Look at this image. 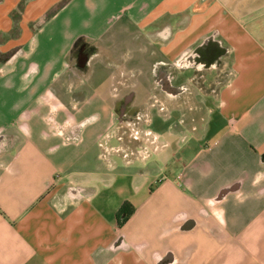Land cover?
<instances>
[{"label": "crops", "instance_id": "1", "mask_svg": "<svg viewBox=\"0 0 264 264\" xmlns=\"http://www.w3.org/2000/svg\"><path fill=\"white\" fill-rule=\"evenodd\" d=\"M0 264H264V0H0Z\"/></svg>", "mask_w": 264, "mask_h": 264}, {"label": "rangeland", "instance_id": "2", "mask_svg": "<svg viewBox=\"0 0 264 264\" xmlns=\"http://www.w3.org/2000/svg\"><path fill=\"white\" fill-rule=\"evenodd\" d=\"M75 53H76V50H75ZM229 74L232 75L233 74L232 71H229ZM134 110H136L135 107H130L129 104H128L127 114L128 115L131 114V112H133ZM137 110H138L137 113L139 115V108H137ZM114 111H115V114L118 116V114H117L118 111H117V106L116 105H115ZM123 129H126V126L124 125V123H118V121H117L115 123V128L113 129L114 130L113 135H115L119 139V143H117L113 148H114V150L115 149H119L118 151H115V152H117V153L119 152L120 154L122 152L129 153L130 151H133L134 152L133 156L136 157V149L138 148L137 147L138 145L135 146V147H132V148L131 147H125V145H124V139H125L124 135L125 134H124V132H122ZM145 138H143L144 141L146 140ZM157 143L158 142H156L154 144H151V143H149V141H147V143L145 145L149 146V149H150V152H151V151H154L155 145H157ZM139 146H140V144H139ZM123 164L126 165L125 163H123Z\"/></svg>", "mask_w": 264, "mask_h": 264}, {"label": "built area", "instance_id": "3", "mask_svg": "<svg viewBox=\"0 0 264 264\" xmlns=\"http://www.w3.org/2000/svg\"><path fill=\"white\" fill-rule=\"evenodd\" d=\"M147 141H149V143H151V144H154V143L157 142V136L155 134H153V133H150V131H147L146 132V140L144 141L145 143H143L142 145L138 146V148L136 149V157L145 159V158H147L150 155L151 152H150L149 146L145 145L147 143ZM157 147L158 146L155 145V149H157ZM111 148H113V147H111ZM118 150L119 149H115V151H118Z\"/></svg>", "mask_w": 264, "mask_h": 264}, {"label": "flooded vegetation", "instance_id": "4", "mask_svg": "<svg viewBox=\"0 0 264 264\" xmlns=\"http://www.w3.org/2000/svg\"><path fill=\"white\" fill-rule=\"evenodd\" d=\"M117 106V111H118V116L120 118H124V119H129L130 117H135L138 115L137 111L134 110L133 112H131V114H127L128 111V100L127 98H122L121 100H119L116 104Z\"/></svg>", "mask_w": 264, "mask_h": 264}, {"label": "trees", "instance_id": "5", "mask_svg": "<svg viewBox=\"0 0 264 264\" xmlns=\"http://www.w3.org/2000/svg\"><path fill=\"white\" fill-rule=\"evenodd\" d=\"M133 212V207L130 204V202L125 201L122 203V205L119 207L116 217L119 224L124 222L126 218Z\"/></svg>", "mask_w": 264, "mask_h": 264}]
</instances>
